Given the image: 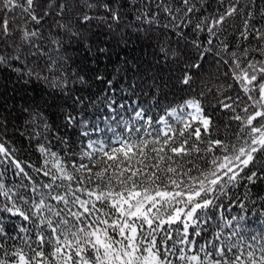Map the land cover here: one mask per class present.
<instances>
[{"label":"snow or ice","instance_id":"snow-or-ice-1","mask_svg":"<svg viewBox=\"0 0 264 264\" xmlns=\"http://www.w3.org/2000/svg\"><path fill=\"white\" fill-rule=\"evenodd\" d=\"M218 3L224 7L223 12L195 24L191 19L197 6L192 0H176L175 8L165 3L163 11L172 20L179 19L174 28L181 38L185 27L215 37L228 18L242 17L240 36L261 41L254 51L264 54V26L251 24L255 15L251 10L244 11L248 6L241 0H228L227 6L225 0ZM73 7L77 12L75 24L65 22ZM98 8L108 14L104 19L119 20L111 0H72L71 4L68 0H0V42L14 37L10 16L15 20L19 10L23 20L13 51L8 55L0 52V70L15 71L26 84L46 83L63 94L68 81L56 75L62 72L60 61L49 56L44 67L37 70L39 63L29 67L28 57L47 55L35 48L47 18L52 17L55 26L80 42L95 18L85 9ZM260 14L264 17V11ZM29 23L34 25L32 29ZM51 42L62 46L60 40ZM207 43L211 45L213 40L209 38ZM191 47L196 57L192 59L189 54L191 62L185 61L186 66L178 68L182 73L178 82L184 86H190L191 69L200 68L197 61L205 55L195 36ZM224 48L228 50L227 45ZM161 51L169 55L167 50ZM248 51L245 48L242 53L246 64L235 52H229L231 61H224L239 88L235 97L229 95L219 101L218 111H224L229 121L238 125L232 143L211 138L212 118L195 99L184 101L179 112L177 108L167 111L181 128L165 117L155 121L161 125L156 128L140 109L134 111L131 125L117 126L122 127L121 132L108 129L113 133L109 141L89 139L77 159H67L70 152L61 154L38 144L37 151L43 157L40 167L18 159L8 142L0 139V213L26 222L18 225V231L25 234L19 237L20 244L7 248L5 242L16 237L7 234L0 224V264H264V232L249 237L245 235L249 229L244 216L228 218L222 211L224 200L231 199V190L241 181L255 184L264 179V163L258 167V162H264V60L248 59ZM75 79L85 83L81 75ZM95 79L105 78L97 74ZM74 103L83 101L77 97ZM186 108L192 111L185 112ZM36 120L33 114V122ZM64 120L65 126L83 125L81 135L89 136L84 121L71 113H65ZM136 121L144 123L138 125ZM44 128L49 130L46 122ZM41 134L36 132L35 136ZM61 143L67 141L62 138ZM201 153L211 154L203 167L195 162L205 158ZM194 154L195 158L187 161L193 167L184 168V157ZM8 170L21 181L19 185L5 184Z\"/></svg>","mask_w":264,"mask_h":264},{"label":"trees","instance_id":"trees-1","mask_svg":"<svg viewBox=\"0 0 264 264\" xmlns=\"http://www.w3.org/2000/svg\"><path fill=\"white\" fill-rule=\"evenodd\" d=\"M68 2L71 4L72 0ZM192 2L197 6L191 19L192 24L205 18L211 19L224 11L218 0ZM165 3L176 7V0H111L113 11L120 17L118 21L104 19L108 14L103 8L85 9L95 18L83 31L80 42H76L55 26L52 17L46 19L40 28L41 38L35 41V48L42 49L47 55L39 58L29 56L27 63L29 67H36L38 62L39 70L44 67V61L49 56L59 60L62 72L56 75L68 81L66 91L61 94L48 84L37 81L26 84L15 71L0 70V139L8 142L18 159L40 167L43 157L37 151V146L41 143L57 153H72L67 157L69 160L77 159L89 139L98 137L95 130L103 126L104 121L110 120L111 107L119 109L123 105L122 108L130 109L132 113L143 109L146 116L153 120V126L159 128L155 121L167 115V111L172 108L182 106L187 99L199 100L206 114L211 116L212 139L234 142L237 123L229 121L228 114L224 111H218L221 99L229 95L235 97L239 91L230 78L229 65L224 61H231L229 52H235L246 64L247 60L242 55L245 48L249 50L248 59L264 60V54L254 51L262 42L251 37L244 40L240 36L244 27L242 17L228 18L223 27L216 30L215 37H209L207 32L194 33L189 27H185L182 29L185 35L181 38L174 28L179 19L172 20L163 11ZM227 3L228 0H225V6ZM157 4L161 6L157 7ZM241 4L248 6L244 9L245 12L251 10L254 13L252 25L257 28L264 26V17L260 14L264 11V0H241ZM76 15L75 7L71 8L65 22L71 20L75 24ZM153 16L155 19L151 23L146 22ZM9 21L14 37L0 42V52L5 55L13 51L14 39L18 36L17 29L23 25L19 10L16 12V19L12 20L10 16ZM169 24L173 27L166 28L165 25ZM33 27L32 23L28 24L29 29ZM193 36L200 43L201 51L205 55L203 60L197 61L201 67L191 69L190 86H184L178 82V77L182 74L178 68L183 69L186 66L185 61L191 62L189 54L192 59L197 55L191 47ZM209 38L213 40L211 45L207 43ZM52 40H60L62 46L53 44ZM225 45L228 46L227 51ZM101 48L104 49L102 53L98 51ZM162 48L169 52L168 56L164 55ZM28 51L25 46V54ZM172 52L179 55L174 57ZM97 74L103 75L105 79H95ZM77 75L83 76L85 83L78 82L75 79ZM109 80L111 85L107 83ZM229 84H233V88L229 89ZM77 97L83 101L82 104L74 103ZM65 113H71L77 120L84 121L89 136L81 135L83 125L65 126ZM33 114L37 115L35 122ZM45 122L49 130H45ZM143 123L139 121L137 124ZM171 123L177 129L182 127L173 121ZM36 132L42 134L36 137ZM62 138L67 144L61 143ZM200 147L203 149L205 145L200 144ZM195 155L184 157V168L193 167L187 161L194 159ZM200 155L205 158L195 162L203 167L211 154ZM261 163L264 162H258V167ZM28 171L36 175L33 169ZM4 182L10 187L21 183L18 178L13 177L11 170L4 173ZM230 196V200H224V215L228 218L244 216L245 227L249 229L245 235L249 237L264 232V223H261L264 221V179L257 180L255 184L241 181L231 190ZM240 204L244 205L243 209ZM0 224H3L7 234L16 237L15 240H7L5 247L19 245V237L25 234L18 231V225L26 222L9 213H0Z\"/></svg>","mask_w":264,"mask_h":264},{"label":"rangeland","instance_id":"rangeland-1","mask_svg":"<svg viewBox=\"0 0 264 264\" xmlns=\"http://www.w3.org/2000/svg\"><path fill=\"white\" fill-rule=\"evenodd\" d=\"M123 109L120 107L119 109H113L111 108V113H112V117L110 120L108 121H104V125L100 126L96 131L97 133H100V138L101 139H93L96 141H109L110 139L113 138V133L111 131H109L108 129L111 128H115L117 132H121L122 131V127H117L118 125H123L124 123H128L129 125H131L132 121H133V114L131 112L130 109H125L123 111ZM178 112H179V107L177 108ZM192 111V109H185V112H189ZM128 115V116H126ZM132 115V116H130ZM165 118H167L169 120V122L171 123L172 121L177 123L176 120L173 117H169V116H164ZM116 121V123H115ZM138 121H136L137 123ZM115 123V124H114ZM172 124V123H171ZM179 124V123H177ZM161 127V125H159ZM105 136V137H104ZM104 137V138H103Z\"/></svg>","mask_w":264,"mask_h":264}]
</instances>
